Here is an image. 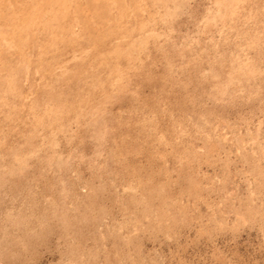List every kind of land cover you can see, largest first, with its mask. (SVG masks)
Segmentation results:
<instances>
[{"label": "rangeland", "instance_id": "obj_1", "mask_svg": "<svg viewBox=\"0 0 264 264\" xmlns=\"http://www.w3.org/2000/svg\"><path fill=\"white\" fill-rule=\"evenodd\" d=\"M0 264H264V0H0Z\"/></svg>", "mask_w": 264, "mask_h": 264}]
</instances>
